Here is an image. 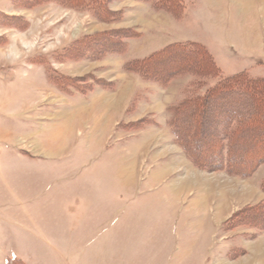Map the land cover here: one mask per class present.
Returning a JSON list of instances; mask_svg holds the SVG:
<instances>
[{
	"label": "rangeland",
	"instance_id": "374dc122",
	"mask_svg": "<svg viewBox=\"0 0 264 264\" xmlns=\"http://www.w3.org/2000/svg\"><path fill=\"white\" fill-rule=\"evenodd\" d=\"M26 4L0 0V264H264V229L240 215L264 204V163L247 178L200 169L168 111L236 75L264 79V0L246 13L233 0H184L180 20L115 0L110 9L123 16L114 23L55 2ZM123 29L143 37L101 60L65 58L84 37ZM172 42L202 44L219 76L162 87L123 70ZM60 76L115 87L59 88ZM90 86L111 99L126 89L130 101L111 117L109 136L96 131L92 152L90 122L60 115Z\"/></svg>",
	"mask_w": 264,
	"mask_h": 264
},
{
	"label": "trees",
	"instance_id": "16d2710c",
	"mask_svg": "<svg viewBox=\"0 0 264 264\" xmlns=\"http://www.w3.org/2000/svg\"><path fill=\"white\" fill-rule=\"evenodd\" d=\"M114 1L27 0L26 6L31 8L55 2L75 10H90L98 21L114 23L123 16L110 9ZM137 1L150 4L155 11L166 12L176 20L183 17L184 0ZM139 37V33L129 29L96 33L75 42L66 51L65 58L75 62L101 60L126 51V42ZM123 70L162 87L185 75L203 79L217 78L220 74L212 56L197 42L168 45L146 59L125 64ZM88 80L103 89L115 87L91 76H60L54 78L53 83L59 88L70 86L79 90L80 84L87 85ZM89 90L91 92L94 88L90 86ZM168 111L172 117L169 126L173 134L200 169L226 171L229 175L247 178L264 163V79L252 80L239 74L221 81L206 95L186 99ZM141 124L144 125V121ZM261 189L264 192V181ZM240 215L245 216V225L264 229V204L247 208Z\"/></svg>",
	"mask_w": 264,
	"mask_h": 264
},
{
	"label": "crops",
	"instance_id": "0c3cea01",
	"mask_svg": "<svg viewBox=\"0 0 264 264\" xmlns=\"http://www.w3.org/2000/svg\"><path fill=\"white\" fill-rule=\"evenodd\" d=\"M216 3H220V0H214ZM255 0H233V2L240 8L241 11L249 12L254 6ZM143 36H140L141 38ZM137 38V39H139ZM174 43H184V42H172ZM195 43V42H192ZM200 44V43H198ZM171 45V44H170ZM202 45V44H200ZM203 46V45H202ZM117 88V87H116ZM117 90V89H116ZM115 90V91H116ZM119 91V89H118ZM124 92V93H123ZM128 90L120 91V94L117 96V92L114 93L116 96L108 97L106 96L108 93L103 90L94 89L91 93L84 97V95L72 96L70 97L60 112V115H69L71 118L79 117L83 119L82 121L90 122V152L94 149V140L93 136L98 133V135L102 136L103 138L110 135V123L112 116H124L126 112V107L128 105V98L127 95ZM101 122H104L101 124ZM62 127H66L67 129L69 126L65 123L62 124ZM97 131V133H96ZM74 136V134H73ZM71 137L66 135L64 139L68 140ZM89 142V141H87ZM69 144V143H68ZM67 143L63 144V146L67 147ZM64 147V149H65Z\"/></svg>",
	"mask_w": 264,
	"mask_h": 264
},
{
	"label": "bare ground",
	"instance_id": "6f19581e",
	"mask_svg": "<svg viewBox=\"0 0 264 264\" xmlns=\"http://www.w3.org/2000/svg\"><path fill=\"white\" fill-rule=\"evenodd\" d=\"M263 254V253H262Z\"/></svg>",
	"mask_w": 264,
	"mask_h": 264
}]
</instances>
